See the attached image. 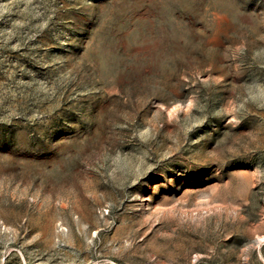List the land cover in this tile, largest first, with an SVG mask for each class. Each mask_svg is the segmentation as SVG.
<instances>
[{
    "label": "rangeland",
    "instance_id": "rangeland-1",
    "mask_svg": "<svg viewBox=\"0 0 264 264\" xmlns=\"http://www.w3.org/2000/svg\"><path fill=\"white\" fill-rule=\"evenodd\" d=\"M0 264H264V0H0Z\"/></svg>",
    "mask_w": 264,
    "mask_h": 264
}]
</instances>
